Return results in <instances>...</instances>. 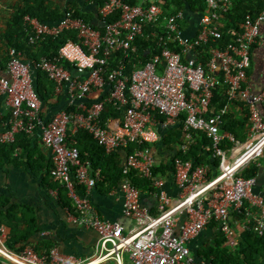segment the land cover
Segmentation results:
<instances>
[{
    "label": "built area",
    "instance_id": "obj_1",
    "mask_svg": "<svg viewBox=\"0 0 264 264\" xmlns=\"http://www.w3.org/2000/svg\"><path fill=\"white\" fill-rule=\"evenodd\" d=\"M235 0H207L195 35H187L181 26L183 13L166 15L157 0H105L100 14L107 17L120 11L114 22L100 30L81 17L65 10L55 22L25 16L30 42L56 38L67 31L77 34L78 42L68 40L54 59H27L22 50L8 49V62L0 72V101L9 110L0 130V146L13 144L21 133L40 132L42 144L51 151L50 174L67 189L71 208L66 209L68 223L92 230L98 235L94 255L77 257L54 246L49 253L38 252L31 243L22 249L10 248L0 226V264H208L197 261L190 242L216 224L224 236L223 246L235 249L238 234L233 215H243V229L258 235L264 233V196L255 191L256 176L245 177L242 171L264 152V89L253 94L247 87L252 49L260 37L264 9L256 16L247 14L229 42H222L225 13ZM152 26L151 36L158 37L160 55L153 56L130 76L120 65L104 77L108 60L117 50L136 57L134 41ZM175 43L180 50L172 49ZM208 47V60H201L202 47ZM63 62H68L74 70ZM41 71L54 82L55 92L65 94L67 106L49 120L42 113L43 101L35 89L36 73ZM75 72V74L73 73ZM5 73V74H4ZM109 82V84L107 83ZM110 85L103 96L104 88ZM225 87L227 103L211 107L214 91ZM90 98H93L90 100ZM243 102L249 108L251 138L241 145L235 136L221 130L223 116L231 105ZM107 103L128 105L122 118L112 126L103 123L101 114ZM157 115L165 119L159 120ZM183 123V154L196 144L194 132L205 131L220 171L210 178V167L183 155L175 157L174 182L179 189L176 200L168 195L166 179L155 174L159 164L155 145L160 141L159 127L169 129ZM74 134L85 130L107 153L120 150L122 179L110 194L123 198L122 213L132 221L127 227L121 221L102 218L94 206L90 191L97 180L90 163L83 161ZM225 143H231L229 149ZM137 144L133 151L127 148ZM150 181L158 197L157 214L141 204V189L134 178ZM56 197L59 190L51 191ZM255 210V212H254ZM127 256L128 260H126Z\"/></svg>",
    "mask_w": 264,
    "mask_h": 264
},
{
    "label": "trees",
    "instance_id": "obj_2",
    "mask_svg": "<svg viewBox=\"0 0 264 264\" xmlns=\"http://www.w3.org/2000/svg\"><path fill=\"white\" fill-rule=\"evenodd\" d=\"M98 7H102L105 0H94ZM130 4H136L139 0H125ZM207 0H157V3L162 6L166 15L176 14L178 12H184L186 6L191 12L199 14V16L204 13L207 9ZM99 9V8H98ZM264 9V0H235L232 8L225 13L224 23H222V31L224 32V37L222 42L227 43L232 38V32L238 31L239 26L244 20L247 14H251L256 17ZM65 10L73 13L75 17H81L86 22L90 23L94 27L103 30L104 24L108 22H114L118 20L121 16V12H115L107 17H103L99 12V19L96 24L92 23L91 15L84 12L80 4L75 0H70L65 8L58 6L53 0H17L15 3L11 15L9 17L8 25L1 33V41L6 49L0 53V71H3L8 62V49L10 47H15L18 50H22L26 57L30 59L38 60L39 58L45 56L49 59H54L58 56L60 47L68 40H73L78 42L77 34L73 31H67L56 38H47L46 40H40L35 43H31L29 36L30 31L24 24V17L29 15L32 17H37L45 22H55L60 20L65 13ZM182 20V19H181ZM226 21V22H225ZM152 26H146L144 30V35L137 37L134 41V45L138 47V54L136 57L126 56L123 50L115 51L108 60V66L106 68V73L104 77L107 79V73L120 65H124V72L126 75L130 76L132 72L145 65L153 56L160 55L161 47L158 44V37L151 36ZM169 46L174 50H180L179 46L175 43H170ZM201 60L206 62L208 60V47L200 48ZM68 68L74 70V67L68 62H63ZM109 84V82H107ZM34 86L38 94L40 95L42 101L45 103L49 101V98L55 94V96H60L62 94H56L55 84L51 81L47 75L41 71L36 73V79ZM110 85L104 88L103 96L109 92ZM226 88L219 87L214 91V98L212 99L211 107L215 110L222 108L227 103V97L225 95ZM65 95V94H63ZM65 97V96H64ZM60 99V97H59ZM66 100V97H65ZM236 104L245 106L246 108V118L243 121L231 120L229 114L226 113L223 116L221 123V130H226L231 132L235 138H240L241 133H243L247 124L250 123L249 108L241 101H237ZM65 109L72 110L73 107L64 106ZM128 105L123 107H117L111 103H107L103 113L101 114V119L104 124L109 122L113 118H122ZM158 119L163 121L165 117L163 115H157ZM171 128L172 131L166 132L167 129H163L160 132L161 139L156 144L157 147L162 148L163 146L171 149L170 161L160 162V165L156 166L154 169L155 174H159V171H164V174L175 172V157L183 155V157L193 159L196 163L206 164L209 167L218 168L219 158L215 157L214 151L212 149L211 141L207 136L205 131L194 132L196 138V144L186 154L182 151L175 150L177 144H181L184 138L183 123L180 121ZM166 134V135H165ZM31 134L21 133L18 135L17 140H30ZM70 140L76 141V146L80 151V157L83 161H89L90 171L100 170L99 180H97L96 187H105L107 190L118 186L122 179V158L121 151L117 150L112 153H107L105 148L98 144V142L93 139L91 134L85 130H79L72 134L69 131ZM9 145V144H6ZM12 145L22 146L23 144L13 143ZM175 145V146H174ZM137 147V144H132L127 148L128 152L133 151ZM14 149V148H13ZM163 167L165 170H162ZM51 170V169H50ZM106 174L103 175V171ZM218 174V172H217ZM211 177V175L209 173ZM94 176V175H93ZM215 176V175H214ZM245 177L255 176L250 174L244 175ZM210 177V178H211ZM134 180L135 185L140 189L146 186L151 188L150 181L137 177ZM14 208L8 210V220L13 219L15 225H11V232L7 236V244L10 248L14 250L22 249V246L29 243V239L35 231L34 228L30 232H24L18 227V219L14 218L15 214ZM237 215H241L236 213ZM243 217V215H241ZM3 218H0V224ZM220 235L216 236L214 243L212 245H207L203 249H200L199 255L203 256L208 264H264V233L258 235L255 232L247 229H242V232L238 236L237 246L235 249L227 248L223 246L224 236L219 232ZM49 246V244L47 245ZM38 252L49 253L51 248H46L45 250L35 247Z\"/></svg>",
    "mask_w": 264,
    "mask_h": 264
},
{
    "label": "crops",
    "instance_id": "obj_3",
    "mask_svg": "<svg viewBox=\"0 0 264 264\" xmlns=\"http://www.w3.org/2000/svg\"><path fill=\"white\" fill-rule=\"evenodd\" d=\"M69 1L61 2L56 0L55 3L65 8ZM75 1L80 4L84 12L92 16L91 21L96 24L100 17L99 12L96 11H100L101 7H98L94 0ZM16 2L17 0H0V26L7 27ZM199 20V14L191 12L186 6L180 23L184 32L191 36L196 34L199 28ZM0 72L3 73V71ZM73 73L75 74V72ZM247 87L253 94L260 93L264 89V22L260 28V37L252 49V62L248 71ZM64 96L66 97L63 94L56 97L53 94L49 101L43 102L42 113L45 120H49L56 112L64 108L67 100H65ZM92 99L90 98V100ZM259 109L264 112V107L261 104ZM228 114L231 120L243 121L246 118V108L235 103L229 107ZM8 116V108L0 101V130L4 128L3 124L8 119ZM117 119H111L109 121L110 125L113 126L115 124L114 121ZM172 129L169 128L166 132L170 133ZM159 131L163 132V128L159 127ZM251 135L249 123L246 130L241 133L240 138H237V140L243 145L250 140ZM29 137L30 140H16L17 143L23 144L22 146L12 144L0 146V218H3L0 226L5 231L6 239L11 232V225L16 223L12 218L8 220V210L14 208V218L19 220L17 225L20 230L30 232L32 228L35 229L29 239V243L33 246L42 250L57 246L62 252L74 254L77 257H92L96 251L98 235L92 230L67 222L66 209L71 208L72 203L67 189L50 174V169L52 168L51 151L42 144L39 131ZM224 146L229 149L232 144L225 143ZM155 148L159 161L158 165L162 161L168 163L167 161H170L172 153L171 149L165 146L159 148L156 145ZM179 149L180 143L175 146L174 153ZM124 155L125 152L121 151L122 160ZM161 168L165 170L163 167ZM219 171V167H210V174L213 177ZM250 173L256 176L255 191L264 196V152L258 159L252 161L242 171L241 175L244 176ZM98 174H100L98 169L92 173L96 180H99ZM105 174L106 171L104 170L103 175ZM159 174L166 179L165 189L168 195L172 200H176L179 195V189L174 182L173 174L168 172L164 174V171H159ZM136 179L138 178L135 177L134 180ZM113 188L107 190L105 187L101 188L97 185L90 191V198L102 218L121 221L126 228L130 227L132 221L122 213L123 198L119 193L110 194ZM54 189L59 190L58 197L52 194L51 191H54ZM141 192V204L149 209L151 213L157 214L158 197L155 189L146 186L141 188ZM244 221V217L241 215H233V225L236 227L238 236L242 232ZM219 232L217 225L213 224L191 240L189 245L197 261H206L203 256L199 255L200 249L207 245H212L216 236L220 235ZM48 244L49 246H47ZM125 258L128 260L127 256ZM100 264H116V262L108 260Z\"/></svg>",
    "mask_w": 264,
    "mask_h": 264
},
{
    "label": "rangeland",
    "instance_id": "obj_4",
    "mask_svg": "<svg viewBox=\"0 0 264 264\" xmlns=\"http://www.w3.org/2000/svg\"><path fill=\"white\" fill-rule=\"evenodd\" d=\"M53 1L56 2V0H53ZM60 1L64 2L65 0H60ZM62 7H64V6H62ZM3 30H5V27L0 26V36H1V33L3 32ZM3 51L6 52V49H5V47H4V45H3L2 41H1V37H0V53L3 52Z\"/></svg>",
    "mask_w": 264,
    "mask_h": 264
}]
</instances>
